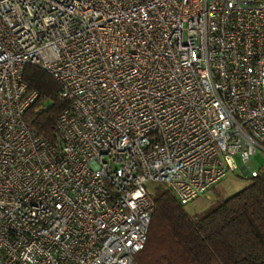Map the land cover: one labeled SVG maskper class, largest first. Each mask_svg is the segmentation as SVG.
I'll use <instances>...</instances> for the list:
<instances>
[{"label":"built area","instance_id":"obj_1","mask_svg":"<svg viewBox=\"0 0 264 264\" xmlns=\"http://www.w3.org/2000/svg\"><path fill=\"white\" fill-rule=\"evenodd\" d=\"M27 65L69 103L56 146ZM258 150L264 0H0V264H137L150 183L186 206Z\"/></svg>","mask_w":264,"mask_h":264},{"label":"trees","instance_id":"obj_2","mask_svg":"<svg viewBox=\"0 0 264 264\" xmlns=\"http://www.w3.org/2000/svg\"><path fill=\"white\" fill-rule=\"evenodd\" d=\"M23 81L36 100L24 121L51 146H56V120L68 106L59 85L39 66L27 65ZM192 216L166 188L153 192L155 206L147 242L137 264H264V173Z\"/></svg>","mask_w":264,"mask_h":264},{"label":"rangeland","instance_id":"obj_3","mask_svg":"<svg viewBox=\"0 0 264 264\" xmlns=\"http://www.w3.org/2000/svg\"><path fill=\"white\" fill-rule=\"evenodd\" d=\"M236 161L240 165L239 160L236 159ZM263 165L264 152L258 150L250 157V160L246 164V168L250 173L259 172ZM249 178V175H243L240 170L227 173L226 176L215 184L205 195L188 203L185 206L186 212L192 216L202 215L218 201L225 200L244 189L249 183ZM149 187L153 192L165 188L164 185L159 183H150Z\"/></svg>","mask_w":264,"mask_h":264},{"label":"water","instance_id":"obj_4","mask_svg":"<svg viewBox=\"0 0 264 264\" xmlns=\"http://www.w3.org/2000/svg\"><path fill=\"white\" fill-rule=\"evenodd\" d=\"M241 169H244V167H242ZM244 174L246 175L247 173L245 172Z\"/></svg>","mask_w":264,"mask_h":264}]
</instances>
